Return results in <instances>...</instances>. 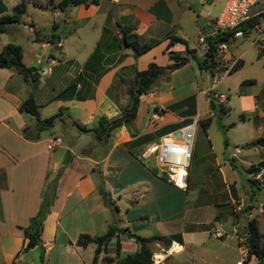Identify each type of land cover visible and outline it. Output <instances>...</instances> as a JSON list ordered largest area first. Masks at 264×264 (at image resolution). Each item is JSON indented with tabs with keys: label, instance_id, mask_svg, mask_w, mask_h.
<instances>
[{
	"label": "crops",
	"instance_id": "obj_1",
	"mask_svg": "<svg viewBox=\"0 0 264 264\" xmlns=\"http://www.w3.org/2000/svg\"><path fill=\"white\" fill-rule=\"evenodd\" d=\"M20 1L0 0V13L11 11ZM214 2L99 0L64 11L65 8H54L46 0L44 5L34 4L38 6L34 7L36 14L40 10L48 13L44 22L28 20L22 14L19 22L8 24L0 32L1 50L8 42L20 44L15 39L27 29L26 42L20 44L22 61L34 67L28 78L14 65L0 67V264H41V252L43 264H92L95 243L77 245L78 235L102 234L115 220L119 227L127 226L143 236L161 234L171 238L168 246L158 240L149 243L155 264H168L172 254H176V259L168 260L169 264H181L186 261L182 260L186 251L193 253L191 249H203L204 254L199 257L202 263L209 261L205 253L212 251L213 257L220 260L215 264H226L230 247L237 260L240 257L237 236L247 229V221L252 217L261 234L260 244H264V220L249 215L252 202L239 196L233 176H227V171L231 174L234 170L232 158L239 160L247 171L252 165L258 167L249 171L252 175L264 168L262 153L254 162L253 153L246 151L238 159L241 150L233 148L229 152L231 158L215 161L234 220L245 219L241 228L233 226L236 237L233 245L226 238L212 234L217 226L213 225L217 223L216 216L222 213L216 208L210 210V218L203 224L188 221L185 216L176 217L179 209L164 213L160 183L163 174L154 167L158 165L155 155L145 161L140 158L142 149L158 141L161 135L179 130L194 117L209 118L204 117L212 111V71L201 68L196 52L198 35L214 31ZM130 34H135L138 42L153 41V44L135 55L132 46L126 43L125 37ZM172 36L179 40L170 42ZM247 48L245 45L236 52L228 51L230 57L238 58L239 64L227 73L234 74L227 83L230 92L227 103L243 115L240 124L253 133L250 135L264 138V51L258 47V55L249 56ZM187 49H195V56L172 69L169 80L161 82L163 86L140 95L136 115L129 125L116 127L107 140L94 137L91 128L96 125L97 117L118 115L121 105L129 99L134 70L124 66L134 65L142 70L150 62L166 65L171 61L169 50L186 52ZM32 74L35 76L31 77ZM114 79L119 80L111 86ZM29 95L38 104L41 118L60 112L52 125L37 131L36 117L20 110V103ZM75 121L89 127L88 130L80 129ZM57 122L72 136L69 143H63L62 136L54 129L50 135L46 133ZM26 125L29 135H38L36 138L24 135L22 129ZM54 136H60L61 142L48 148ZM260 143L264 144V139ZM57 172L60 175L55 197L41 232L42 245L17 254L24 243L23 227L37 212L43 194L52 192V178ZM124 173L128 177L122 178ZM116 174L121 175L119 180ZM262 177L264 183V173ZM101 182L106 198L100 192ZM241 198L244 205L237 209ZM203 205L204 202L185 204L189 213L186 218ZM223 217L226 220L228 215ZM175 220L179 223L170 228L168 225ZM117 235L122 253L136 250L135 239L117 230L106 245L107 254H115ZM104 254L98 255L95 264H102ZM255 261L252 258L248 264Z\"/></svg>",
	"mask_w": 264,
	"mask_h": 264
},
{
	"label": "rangeland",
	"instance_id": "obj_2",
	"mask_svg": "<svg viewBox=\"0 0 264 264\" xmlns=\"http://www.w3.org/2000/svg\"><path fill=\"white\" fill-rule=\"evenodd\" d=\"M226 1V0H225ZM27 10L23 13V17L28 20H34L37 22H44L48 13L46 11L40 10L36 14L34 6L38 4H45L46 0H25ZM34 2V3H33ZM207 3V2H205ZM224 5V0H215L214 4H212L214 10L213 14L217 16L222 6ZM74 5L67 6L64 11H67L69 7H73ZM264 7V0H259L257 3L253 4L250 7V12H255ZM42 18V19H40ZM244 31L246 32L245 36L239 37L237 39H233L228 41V51L234 50L238 51L243 46L247 45V55H251L255 53L258 55L257 49L259 46L258 43H252L251 39L256 34L255 29H250L249 27L244 26ZM27 29L24 28L23 32L20 33L19 36L16 37V41L20 44L26 42L25 33H27ZM10 36V33L7 34ZM263 40L262 44H264V32L262 34ZM251 42V43H250ZM258 46V47H257ZM212 71L214 75H217V71L215 68L209 69ZM234 70V69H233ZM236 73V72H234ZM233 72L230 74H225L220 82L217 84L214 90L221 91L225 94V101H214V106L212 107V111L207 113L209 117L208 122H204V120L197 119V123L193 129L191 135V157L189 160V165L187 167V188H181L175 185L173 182L168 180L167 171L160 166L157 167L154 165L156 170L163 174L162 182V192L164 195V213L170 212L171 210L179 209L176 217L185 216V219L188 221L195 220L201 222L203 224L210 218V210L218 209L222 213H218L217 223L213 225L220 226L224 232H228L227 235L222 236L221 239L226 238L230 245H233L235 237V232L233 231V226L236 228H241L240 226L245 223V219L243 217L238 220H234V216L231 213V205L227 202V191L225 183L222 181L221 174L217 170V166L215 161L218 160L220 162L227 160V156L230 157L229 152L234 148L235 145H238L241 153L237 154L238 159L243 156L244 152L253 153L252 160L256 162L262 153L264 156V144L257 142L255 144L249 145L247 144V140H255L258 138V135H250L253 133L248 132L247 127H244L240 124L242 114L240 111L234 109L230 104L227 103L230 97V92L227 87V83L232 79ZM204 109H207L204 106ZM29 120V118H28ZM250 125V124H249ZM54 129L57 131L60 136L63 138V143H69L71 139V135L68 131L65 130L64 126L56 123L55 127H49L46 131L48 135H50V131ZM264 137V131H263ZM250 135V137H248ZM256 136V137H255ZM250 138V139H244ZM57 149H60L58 146ZM233 161V172L231 174L227 171V176H233L235 185L237 186L239 196L247 197L249 201L252 202L253 210L252 214L264 220V214H257L256 206L260 203H264V183L262 178L254 179V176L243 167L241 162L237 159L232 158ZM156 161V160H155ZM264 164V162H262ZM55 176V175H54ZM53 176V177H54ZM121 177L120 174H116L117 180ZM128 177L125 173L122 175V178ZM253 177V178H252ZM230 178V177H229ZM253 192V193H252ZM194 202H204V205L196 212L188 217V210L184 208L185 204H194ZM207 203V204H205ZM187 207V206H186ZM227 214L228 218L224 220V215ZM168 215V214H167ZM178 220L171 221V224L168 225L170 228L172 225L177 226ZM264 227V222H262V228ZM193 253H189L186 251L183 256L181 264H215L219 262V259L213 257V252L205 253L206 257L209 258V261L206 263H202V260L199 258L201 254H204L203 249H191ZM228 252V256L226 258V264H236V254L232 247H230ZM158 255V254H157ZM154 257V256H153ZM176 259V254H172L169 257V261H174ZM167 263L169 264L170 262ZM248 264V263H245ZM261 264H264V258Z\"/></svg>",
	"mask_w": 264,
	"mask_h": 264
},
{
	"label": "trees",
	"instance_id": "obj_3",
	"mask_svg": "<svg viewBox=\"0 0 264 264\" xmlns=\"http://www.w3.org/2000/svg\"><path fill=\"white\" fill-rule=\"evenodd\" d=\"M49 1L54 8L63 10L70 5H77L81 3L88 5L91 3H98L99 0H58L57 2H53V0ZM25 10L26 2L25 0H21L20 2L13 5L11 11L0 13V32L4 31L8 24L19 22ZM253 19V21H257L259 18L254 17ZM217 37L219 38L220 35L214 36V38ZM173 40H179V37L172 36L170 42H173ZM126 43L132 46L134 54L137 55L150 48L153 44V41L138 42L136 39H134L132 41H126ZM190 56H195V49H187L186 52L169 50V57L171 61L166 65H158L155 62H150L148 66L142 70L136 69L134 65L124 66V69L134 70L133 84L128 89L129 99L121 105V110L118 115L111 118L107 117L106 115H100L97 117L96 125L91 128V130L94 131V137L96 139L107 140L116 127L122 124L129 125L136 115L140 95L148 92L152 88L163 86L161 82H167L169 80L171 70L185 63ZM197 62L201 66V68L210 69V64L205 61V59L201 60L197 58ZM238 64L239 62L233 67V69L236 68ZM9 65H14L25 78H28L27 76L29 72L34 68L33 66H27L23 63L22 46L14 42L6 43L0 50V67ZM34 76L35 75L33 74L31 75V77ZM117 80L119 79H114V83L111 86H113L115 84V81ZM111 86L108 88V92L109 90H111ZM210 104L212 107L214 106V100L211 97ZM19 108L20 110L26 111L36 117L37 131L52 125L54 120L60 116V112H57L48 117L41 118L39 116L38 104L34 101L31 95L22 100ZM208 121L209 118L204 120V122ZM75 122L80 129L88 130L89 127L81 125L77 121ZM27 130L28 126L26 125L23 127L22 131L27 137L36 138L38 136L29 135ZM263 139L264 138L262 137H258L255 140L248 142L247 144H255L262 141ZM257 168L258 167L252 165L248 167V170L254 171ZM102 182L100 183L99 188L103 197L106 198V191L103 187ZM54 197L55 190L50 193L43 194L37 212L30 217L29 223L23 227L24 243L17 254L26 251L35 245H42L41 232L43 228L44 218L50 210ZM218 218L219 217L217 215L216 219ZM246 228L249 232L250 253H254L258 258L257 264H261L264 258V244H260L261 234L258 230L257 221L254 217L248 219ZM117 230H123L127 233L128 236H132L135 239L138 244L136 250L132 252L122 253L120 249L119 238L117 235L115 254L109 255L106 253V245ZM157 240L161 241L166 246L171 243V238L166 235L154 234L150 236H143L131 231L127 226L119 227L117 225V220H115L108 225V228L102 234L92 236L85 232L80 233L76 239V244L80 246H86L88 243H95L92 264H95L97 257L101 252H105V254L101 258L102 264H155L153 260V251L152 249H150L149 243ZM40 257L41 264H43V252L40 253Z\"/></svg>",
	"mask_w": 264,
	"mask_h": 264
},
{
	"label": "built area",
	"instance_id": "obj_4",
	"mask_svg": "<svg viewBox=\"0 0 264 264\" xmlns=\"http://www.w3.org/2000/svg\"><path fill=\"white\" fill-rule=\"evenodd\" d=\"M204 1V0H200ZM259 0H226L219 14L215 17V28L211 33H200L198 35L197 58L207 61L210 69L215 68L217 75L213 74L212 89H215L222 77L233 69L238 63V58L230 57L228 54V41L237 37L245 36L246 32L243 27L255 29L256 34L252 37V43H258L261 51H264L263 32H264V7L256 12H250V7ZM254 17H258L257 21H253ZM251 25H250V24ZM250 26H248V25ZM220 35L218 38L214 36ZM212 60V61H211ZM210 97L213 100L223 101L226 96L223 92L214 90ZM198 117H194L191 122L183 125L176 134L169 131L160 136L156 142L149 143L140 152V158L145 161L146 158L155 155V160L161 168L167 171V178L175 185L186 188L187 167L191 157V135L197 123ZM61 142L60 136H54L47 144L48 148ZM234 149L239 151V146L235 145ZM264 173V168L260 167L258 171L253 173L255 178H260ZM244 199L241 198L236 204L237 209H241L244 205ZM257 214L264 211V203L260 202L257 206ZM250 216L253 214L249 213ZM214 236L220 237L224 235V231L220 226H214L212 229ZM240 257L236 260V264H245L251 262L252 258H258L254 253H250V241L248 229H245L237 236ZM172 250V249H169ZM155 260V257H153Z\"/></svg>",
	"mask_w": 264,
	"mask_h": 264
},
{
	"label": "water",
	"instance_id": "obj_5",
	"mask_svg": "<svg viewBox=\"0 0 264 264\" xmlns=\"http://www.w3.org/2000/svg\"><path fill=\"white\" fill-rule=\"evenodd\" d=\"M60 29H61V27H60V25H59L58 30H60ZM134 38H135V34H130V35L126 38V40H127V41H132ZM212 77H213V73L210 74V79H212ZM175 133H176V134H179L180 131H179V130H176ZM59 175H60V173L57 172V173L55 174V176L52 178V191H54L55 188H56V183H57V180H58V178H59Z\"/></svg>",
	"mask_w": 264,
	"mask_h": 264
}]
</instances>
